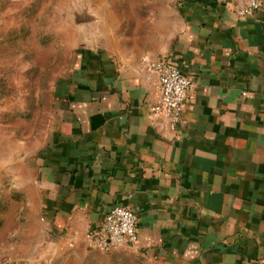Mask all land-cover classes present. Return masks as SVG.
<instances>
[{
  "label": "crops",
  "instance_id": "obj_1",
  "mask_svg": "<svg viewBox=\"0 0 264 264\" xmlns=\"http://www.w3.org/2000/svg\"><path fill=\"white\" fill-rule=\"evenodd\" d=\"M246 2L174 0L167 42L83 53L27 155V193L0 214V264H264V0L239 17ZM154 59L191 80L173 128L150 111ZM115 206L135 214L136 245L86 247Z\"/></svg>",
  "mask_w": 264,
  "mask_h": 264
},
{
  "label": "rangeland",
  "instance_id": "obj_2",
  "mask_svg": "<svg viewBox=\"0 0 264 264\" xmlns=\"http://www.w3.org/2000/svg\"><path fill=\"white\" fill-rule=\"evenodd\" d=\"M173 4L0 0V214L22 199L17 184L27 193V155L42 146L56 120L59 91L71 82L83 53L103 42L120 47L130 39L167 42L166 32L175 20ZM112 257L105 255L97 264H115Z\"/></svg>",
  "mask_w": 264,
  "mask_h": 264
},
{
  "label": "built area",
  "instance_id": "obj_3",
  "mask_svg": "<svg viewBox=\"0 0 264 264\" xmlns=\"http://www.w3.org/2000/svg\"><path fill=\"white\" fill-rule=\"evenodd\" d=\"M226 3L233 0H215ZM260 7V0H247L236 14L239 17L251 16ZM144 70L154 75L158 85L157 101L150 107L151 114L166 119L171 128L181 120L185 94L191 80L164 60H145ZM137 219L128 208L112 207L96 228L85 231L83 240L87 247L101 252L117 248H132L137 242ZM69 246H72L71 244Z\"/></svg>",
  "mask_w": 264,
  "mask_h": 264
}]
</instances>
